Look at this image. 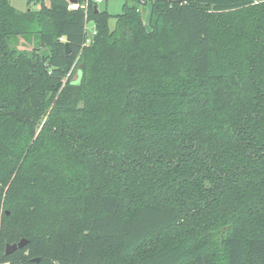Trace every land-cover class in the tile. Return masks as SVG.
I'll list each match as a JSON object with an SVG mask.
<instances>
[{"label": "trees", "instance_id": "obj_1", "mask_svg": "<svg viewBox=\"0 0 264 264\" xmlns=\"http://www.w3.org/2000/svg\"><path fill=\"white\" fill-rule=\"evenodd\" d=\"M26 4L0 0V264H264V0Z\"/></svg>", "mask_w": 264, "mask_h": 264}, {"label": "rangeland", "instance_id": "obj_2", "mask_svg": "<svg viewBox=\"0 0 264 264\" xmlns=\"http://www.w3.org/2000/svg\"><path fill=\"white\" fill-rule=\"evenodd\" d=\"M10 3L17 9V10H21V11H24V10H27L28 8H31V9H37L38 8V5H35V4H32L30 7L27 6L26 4V0H9ZM124 0H101L100 2H98V7L100 9H104L106 8L107 11L111 14H117V13H120L121 12V7H122V4H123ZM71 7V6H70ZM72 8V7H71ZM144 15H143V20L144 21H147V18H148V12H149V9L148 7H146L144 10ZM109 24L111 27L114 26V18H111L109 20ZM86 29H87V35L88 37L90 38L91 35L93 34V23L91 21H89L87 24H86ZM34 37V36H32ZM37 43H36V40L34 39H27L25 40L23 37H18L16 38V41L14 42V45H16L18 48H26V49H30L33 47V45L35 46ZM78 77V74L76 73L73 78H77Z\"/></svg>", "mask_w": 264, "mask_h": 264}, {"label": "water", "instance_id": "obj_3", "mask_svg": "<svg viewBox=\"0 0 264 264\" xmlns=\"http://www.w3.org/2000/svg\"><path fill=\"white\" fill-rule=\"evenodd\" d=\"M70 3L76 4L77 0H69ZM70 52V47L68 43L65 45V53L68 54ZM28 242V239L26 238H21L19 241L14 242V243H6L5 244V254H9L13 251H15L18 248H22L26 243ZM33 260L38 261L39 258H34Z\"/></svg>", "mask_w": 264, "mask_h": 264}, {"label": "built area", "instance_id": "obj_4", "mask_svg": "<svg viewBox=\"0 0 264 264\" xmlns=\"http://www.w3.org/2000/svg\"><path fill=\"white\" fill-rule=\"evenodd\" d=\"M95 1H96V2H100L101 0H95ZM70 6H71L72 8H76V7H77V4H73V3H72ZM93 33H94V32H93Z\"/></svg>", "mask_w": 264, "mask_h": 264}]
</instances>
